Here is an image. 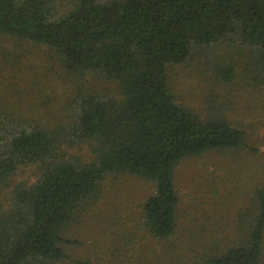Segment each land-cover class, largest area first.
<instances>
[{
    "label": "trees",
    "instance_id": "1",
    "mask_svg": "<svg viewBox=\"0 0 264 264\" xmlns=\"http://www.w3.org/2000/svg\"><path fill=\"white\" fill-rule=\"evenodd\" d=\"M38 48L76 86L48 110L10 98L39 81ZM193 65L264 109V0H0V264H264V139L227 97L184 99L174 72ZM214 155L225 173L185 204L181 165ZM125 176L153 186L126 215L109 205Z\"/></svg>",
    "mask_w": 264,
    "mask_h": 264
},
{
    "label": "rangeland",
    "instance_id": "2",
    "mask_svg": "<svg viewBox=\"0 0 264 264\" xmlns=\"http://www.w3.org/2000/svg\"><path fill=\"white\" fill-rule=\"evenodd\" d=\"M46 52L47 49L38 48V52L33 51L31 53L33 57L42 55L43 53L46 55L45 58L37 59L43 71L39 69L40 74L35 78L39 81L33 86V90L31 87H21V91H18L20 94H16L13 89H10L13 91L12 95H9L13 103H19L22 106L26 105V107H30L35 103L37 107L48 110L49 108L44 104L48 105V103H50V106L55 108L58 105L57 102L64 87H68L69 90L73 87L76 88L74 84L75 80L66 72L62 62L58 60L56 56H52L50 53ZM10 63L11 65L9 67L17 65V61L14 62L10 60ZM197 71L202 72L201 67L193 65L192 67L177 68L174 72L176 89L184 95V99L190 104H193L198 110L204 112L209 109L211 111L215 110L219 104L225 101V97H227L230 100L229 103H232V107L227 110V113L243 119L248 128L251 126L253 131H257L256 137L264 139V109H257L259 100L255 98L254 95L247 94L240 101L239 107H235V104H238L235 93L229 90L227 84L218 83L210 76L207 77L208 74H204L203 72L202 73L207 76L205 77L206 80L202 81L201 78L203 76ZM42 72H44V74ZM48 76L49 78H46ZM31 81L33 83V78ZM114 85L116 84L113 81L97 83L99 89L104 90V88H106L108 91H115L116 86ZM263 101L264 95L262 96V102ZM253 123H255L254 128ZM259 149H261V153L264 152V141ZM204 158L202 159L204 160L203 163L202 161L195 164L193 162H187L180 167L181 172L177 180L180 183L185 204L192 200L191 198L195 193L198 195L204 192L206 184H208L206 178L210 175L209 173L211 171L216 170L218 175H223L225 173L224 169L218 168V163L221 160L219 157L214 155ZM259 159H261V157H259ZM192 169H194V172L191 171ZM17 177L16 180L18 181L32 180L34 178V173L31 169H26L24 172H20ZM111 180L110 187L112 189L119 187L117 195L114 192L109 194V205L124 215L130 214L136 210V207L140 205L153 190V186L149 181L134 178L132 176L121 178V182L114 177H111ZM197 201L200 203L199 199ZM106 212L108 213V211ZM106 212L104 213L105 216H107ZM99 220L98 230L96 229V223H88L84 229L82 228L76 231V236H78L80 240L71 248L74 256L84 257L87 253H91V247L101 240V223L104 224L105 218L100 217ZM84 225L85 224H83V226Z\"/></svg>",
    "mask_w": 264,
    "mask_h": 264
}]
</instances>
